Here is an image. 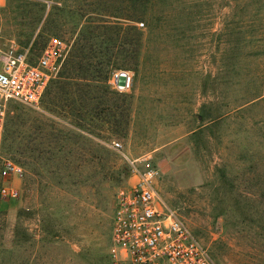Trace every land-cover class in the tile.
<instances>
[{
  "label": "rangeland",
  "instance_id": "374dc122",
  "mask_svg": "<svg viewBox=\"0 0 264 264\" xmlns=\"http://www.w3.org/2000/svg\"><path fill=\"white\" fill-rule=\"evenodd\" d=\"M29 1L46 6L42 22ZM142 1L0 0V49H30L34 61L52 38L68 55L87 32L129 49L131 28L143 34L121 70L132 78L119 92L129 97L122 135L96 112L80 127L49 109L47 90L36 105H11L1 157L25 173L0 176L20 191L0 196V264H107L117 196L134 182L128 160L145 155L164 204L217 264H264V0ZM25 146L39 151L37 175Z\"/></svg>",
  "mask_w": 264,
  "mask_h": 264
},
{
  "label": "built area",
  "instance_id": "2783aa9c",
  "mask_svg": "<svg viewBox=\"0 0 264 264\" xmlns=\"http://www.w3.org/2000/svg\"><path fill=\"white\" fill-rule=\"evenodd\" d=\"M67 53L60 38H52L36 61L30 49L15 45L0 49V176L5 181L25 173L19 164L1 157L9 109L12 104H38ZM131 82L130 73L123 71L114 72L109 80L117 92L128 90ZM128 165L134 182L117 196L107 264H217L207 247L164 204L156 188L159 170L151 157L128 160ZM0 196L17 199L20 191L5 183Z\"/></svg>",
  "mask_w": 264,
  "mask_h": 264
},
{
  "label": "trees",
  "instance_id": "16d2710c",
  "mask_svg": "<svg viewBox=\"0 0 264 264\" xmlns=\"http://www.w3.org/2000/svg\"><path fill=\"white\" fill-rule=\"evenodd\" d=\"M138 1L143 3L142 0ZM31 5L39 7L35 20L37 23L42 22V13L46 6L35 1H32ZM38 12L41 13L38 14ZM117 27L120 31L118 29L116 31L120 35L122 27L119 25ZM131 30L136 37L135 47L131 49L127 48L126 39L121 42L119 38L106 36L103 42L98 44L95 42L94 33L87 32L82 38L85 44L79 45L76 51L66 56L58 75L49 83L46 92L48 108L50 109L52 104L62 108L78 122L80 127L84 124L92 126L95 123L93 114L96 112L98 119L109 126L108 130L119 135L123 133L125 126L129 125V112L126 105L129 103V97L114 91L109 85V80L115 70L130 69L132 60L139 57L143 34L137 28H131ZM114 50L116 51L114 59H106ZM95 57L98 58L96 63L92 60ZM135 66L138 67V64L135 63ZM135 70L138 69L135 68ZM99 128L100 126L94 129ZM12 133L13 130L7 133L6 129L4 146L7 137ZM25 147L26 149H21V154L29 160L28 163L25 162V166L37 175L40 157L36 156V153L39 151L37 148L35 150V148Z\"/></svg>",
  "mask_w": 264,
  "mask_h": 264
}]
</instances>
